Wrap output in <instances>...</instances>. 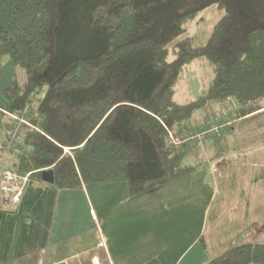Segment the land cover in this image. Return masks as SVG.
<instances>
[{
  "label": "trees",
  "instance_id": "1",
  "mask_svg": "<svg viewBox=\"0 0 264 264\" xmlns=\"http://www.w3.org/2000/svg\"><path fill=\"white\" fill-rule=\"evenodd\" d=\"M213 5L224 13L195 45L188 23ZM4 55L25 80L4 88L2 107L34 125L19 132L32 151L11 168L39 179L51 168L58 189L125 180L134 196L196 169L166 127L182 132L213 102L231 101L236 119L264 108V0H0V68ZM197 58L213 82L179 102L182 69ZM205 264H264V243Z\"/></svg>",
  "mask_w": 264,
  "mask_h": 264
},
{
  "label": "crops",
  "instance_id": "2",
  "mask_svg": "<svg viewBox=\"0 0 264 264\" xmlns=\"http://www.w3.org/2000/svg\"><path fill=\"white\" fill-rule=\"evenodd\" d=\"M6 65L0 107L16 80ZM202 142L185 148L193 172L134 196L125 180L58 189L37 177L19 204L0 192V264H205L264 243V108Z\"/></svg>",
  "mask_w": 264,
  "mask_h": 264
},
{
  "label": "rangeland",
  "instance_id": "3",
  "mask_svg": "<svg viewBox=\"0 0 264 264\" xmlns=\"http://www.w3.org/2000/svg\"><path fill=\"white\" fill-rule=\"evenodd\" d=\"M223 13H224L223 10L213 5L203 10L194 20L188 23V34L192 37L193 43L195 45L203 44L206 41V39L211 34L214 25L220 19ZM10 61L11 59L9 55H4L2 57V69L0 68L1 69L0 77L5 76L6 72L11 70V68L7 67L6 65V62H10ZM13 65H15L16 67L14 71L15 79L19 83H23L25 80V70L23 66H21L20 64H13ZM213 78H214V70L213 67L207 62V60L202 58H197L187 63L185 67L182 69L181 78L176 86L175 98L179 102H187L189 100H193L197 98L204 92L206 88H208L212 84ZM45 92H46V87H43L38 91L37 96L39 98H42ZM233 106L234 104L231 101L224 103L213 102L211 104H208L205 107L204 111L197 110L195 112L193 119L186 122L187 124H184L183 130L185 128L193 129L194 127L205 126L207 122L212 119L216 120L214 122H221L223 120L229 121V124H227L229 128L231 125H234L237 120L235 117L226 116L233 114ZM0 109L1 112L4 114V116L0 117V175H1L4 170H14L11 168V167H15L12 158L15 157L19 158L22 151L31 152L32 146L29 144L26 145L21 144L22 137H20L19 142H16L14 139L11 138L8 132H9V128L13 126L16 118L14 116L9 115L7 113L8 110L3 108L2 106L0 107ZM212 110H214L213 113ZM6 123H8L7 127L5 126ZM224 130L225 128L222 131ZM221 135L218 134L213 136L215 137ZM6 140L8 142H6ZM197 142L192 143L190 145L191 147L190 149L196 148L200 150L201 148L200 145L203 144V142H198V143ZM9 143L11 145H14L15 148L12 147L10 148ZM185 162H189V159H185ZM32 179L33 177L29 178L28 184L31 182Z\"/></svg>",
  "mask_w": 264,
  "mask_h": 264
},
{
  "label": "built area",
  "instance_id": "4",
  "mask_svg": "<svg viewBox=\"0 0 264 264\" xmlns=\"http://www.w3.org/2000/svg\"><path fill=\"white\" fill-rule=\"evenodd\" d=\"M14 116L16 120L12 127L9 128L8 134L15 141L19 139V132L25 128L33 127L34 125L23 115L8 112ZM229 121L223 120L221 122L208 121L205 126L194 127L193 129H184L182 132L176 126L166 127L167 129V145L170 147H177L181 145H191L194 142H202L205 138L213 135H221L222 130L228 127ZM30 173L25 175L19 174L15 170H4L0 175V192L3 198L12 204H19L21 202L23 193L28 185ZM99 245L103 248L107 247L106 241L101 237Z\"/></svg>",
  "mask_w": 264,
  "mask_h": 264
},
{
  "label": "water",
  "instance_id": "5",
  "mask_svg": "<svg viewBox=\"0 0 264 264\" xmlns=\"http://www.w3.org/2000/svg\"><path fill=\"white\" fill-rule=\"evenodd\" d=\"M41 177L44 181L53 183L54 182V171L53 169H44L42 171Z\"/></svg>",
  "mask_w": 264,
  "mask_h": 264
}]
</instances>
